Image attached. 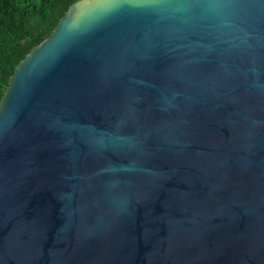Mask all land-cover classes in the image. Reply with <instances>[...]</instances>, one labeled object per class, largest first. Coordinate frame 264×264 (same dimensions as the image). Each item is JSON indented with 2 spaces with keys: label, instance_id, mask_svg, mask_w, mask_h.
<instances>
[{
  "label": "water",
  "instance_id": "water-1",
  "mask_svg": "<svg viewBox=\"0 0 264 264\" xmlns=\"http://www.w3.org/2000/svg\"><path fill=\"white\" fill-rule=\"evenodd\" d=\"M0 264H264V0H75L0 98Z\"/></svg>",
  "mask_w": 264,
  "mask_h": 264
},
{
  "label": "trees",
  "instance_id": "trees-1",
  "mask_svg": "<svg viewBox=\"0 0 264 264\" xmlns=\"http://www.w3.org/2000/svg\"><path fill=\"white\" fill-rule=\"evenodd\" d=\"M75 0H0V98L14 66Z\"/></svg>",
  "mask_w": 264,
  "mask_h": 264
}]
</instances>
